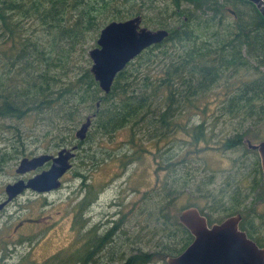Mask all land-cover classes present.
Returning a JSON list of instances; mask_svg holds the SVG:
<instances>
[{"label":"trees","instance_id":"trees-1","mask_svg":"<svg viewBox=\"0 0 264 264\" xmlns=\"http://www.w3.org/2000/svg\"><path fill=\"white\" fill-rule=\"evenodd\" d=\"M159 1L0 0V174L33 150L54 153L55 148L73 144L78 146V155L84 152L89 162L98 163L95 152L83 145L113 138L122 129L132 133L131 141L137 134L157 144L185 133L193 143L208 145V134L214 133L217 121L207 128L201 120L191 134L182 122V117L191 114L202 117L205 107L212 109L210 115L238 119L229 132L233 137L217 142L224 149L240 137L238 132L246 124L264 128V17L256 6L247 0H171L159 7ZM136 15L146 27L164 28L169 35L130 61L104 94L90 70L88 50L106 23ZM214 88L222 90L223 97L199 104ZM199 109L202 112H191ZM88 116L91 124L86 137L78 141L75 131ZM28 117L36 121L33 130L4 122ZM9 132L18 146L7 151L1 145L12 144L5 136ZM35 132L49 136L52 144L43 146ZM131 160H124L123 167ZM165 161L159 168L165 171L164 178L150 191V206L144 209L154 248L144 251L139 246L133 249L136 253L108 258L104 264H152L159 257L180 254L193 239L177 217L188 206H197L210 223L233 213L235 204L224 202L230 191L222 184L217 198L209 200L211 211L195 201L177 208V199L193 182V173L173 158ZM203 184L200 192L211 181ZM91 187L77 203L80 229H87L82 215L92 201L88 198ZM174 206L179 209L176 214L171 212ZM117 225L118 221L112 224ZM86 234L81 247L77 236L72 250L53 254L42 264H96V257L102 264L101 257L109 254L112 241L120 237L101 233L97 225ZM131 244L138 242L133 239Z\"/></svg>","mask_w":264,"mask_h":264},{"label":"rangeland","instance_id":"rangeland-1","mask_svg":"<svg viewBox=\"0 0 264 264\" xmlns=\"http://www.w3.org/2000/svg\"><path fill=\"white\" fill-rule=\"evenodd\" d=\"M164 4H171V0L159 1V7ZM228 19L232 20L231 17ZM241 74H244V71ZM221 91L218 88L212 89L199 100V104H203L205 100L216 102L223 97ZM197 111L202 112L200 109L191 112ZM211 113L212 109L205 107V114L202 117L195 114L182 117V122L188 126L189 134L193 132L192 127L201 120L206 122L207 128L217 121L214 133L208 134L211 138L208 145L193 143L191 137L185 133H177L170 140L158 141L157 144L154 141H145L137 134L131 141L132 133L128 129L118 131L113 138L104 137L99 138L96 143L94 140L85 143L83 149L95 152L94 156L98 163L89 162L87 155H83L84 152L78 155L77 149L72 159V168L61 178V186L58 189L47 193L27 190L0 213V264H42L53 254L72 250V243L77 236L81 247L88 236L86 232L95 225L103 234L114 233L113 236L110 235L112 237L120 234L119 238L112 241L109 254L101 257L102 264L106 259H114L123 253L130 256L136 253L133 249L139 246L144 251L151 248L155 242L150 240L152 227L144 209L150 206L148 197L150 191L159 186L164 178L165 171L159 168L166 164V158H173L178 166L191 169L193 173V182H189L185 186L186 189L181 191V197L177 199V208L195 201L203 209L211 211L209 200L217 198L221 190V170L227 162L223 145L217 142L220 138L231 136L229 132L233 131L238 123L237 118L213 116ZM2 122L0 121V125ZM4 122L19 124L31 130L36 123L30 117L21 121L8 119ZM246 127L249 132L243 135L252 143L264 139V128L250 127L249 124H246ZM34 134L35 137H40L43 146L52 144L49 136L41 137L38 132ZM5 136L12 144L3 143L1 148L6 145L8 148L6 150L9 151L12 146H18L10 132ZM60 148H55V152ZM40 153L52 152L38 149L27 156ZM129 157H132V160L123 167V161ZM18 160L0 174V193L4 185L12 182L15 177L14 168ZM208 179L211 184L207 186L205 192H200L199 189L204 187L203 182ZM90 184L92 194L88 195V198H92V201L82 215L86 217L88 225L87 229L83 228L80 232V223L76 217L77 203L87 195ZM182 187L183 185L180 188ZM256 207L260 211L264 210V193ZM174 208L171 210L172 213L179 212L176 206ZM122 214L125 216L121 217ZM212 216L215 218L217 215L213 213ZM114 221H118L117 226H112ZM133 239L138 245L131 244ZM95 260V263L99 264L98 257ZM152 264L166 262L164 258L159 257Z\"/></svg>","mask_w":264,"mask_h":264},{"label":"water","instance_id":"water-1","mask_svg":"<svg viewBox=\"0 0 264 264\" xmlns=\"http://www.w3.org/2000/svg\"><path fill=\"white\" fill-rule=\"evenodd\" d=\"M264 17V0H247ZM230 12H233L230 10ZM169 35L164 28L150 29L142 25L140 15L125 20H112L99 31L95 46L88 50L90 70L104 94L111 90L115 76L147 47L163 41ZM98 105V103H97ZM91 124L90 116L75 131L78 141L86 137ZM248 147L257 149L264 181V140ZM77 144L61 147L55 153H40L19 159L16 174L23 176L40 169L28 178H18L4 186L6 199L0 201V211L24 190L47 193L61 186V178L72 168ZM49 163L47 168H42ZM178 221L193 236L192 242L178 255L167 256L166 264H264V251L238 228L239 214L209 225L207 217L197 206L183 208Z\"/></svg>","mask_w":264,"mask_h":264},{"label":"flooded vegetation","instance_id":"flooded-vegetation-1","mask_svg":"<svg viewBox=\"0 0 264 264\" xmlns=\"http://www.w3.org/2000/svg\"><path fill=\"white\" fill-rule=\"evenodd\" d=\"M244 130L246 131L247 127H245ZM242 132L243 131L240 130L238 132L240 137L232 142L228 148L224 149V154L226 156L227 162L223 170H221V180L222 185L226 186L228 191H230L229 194L224 196V202L229 203L230 205L235 204L233 213L229 214L225 218L235 214H239V230L243 231L247 238L251 239L258 246V248L264 251V210L260 211L258 207H256L257 203L261 200L264 193L261 159L257 149L248 147L247 142H245L244 140L248 137H246L245 135L242 136ZM233 135L234 134H232L231 136H227L226 138L233 137ZM224 142L225 140H223L222 143ZM48 166L49 163H46L42 168H47ZM15 168V177L13 178L12 182L20 177L26 179L40 170L38 169L29 172L30 174L27 173L23 176H19L18 174H16ZM260 189H263V191H260ZM25 191L27 190H24L23 193ZM20 195H18L17 197H19ZM17 197L12 199L10 202L15 200ZM4 199H6V195L3 187L0 193V201ZM6 206L0 211V213L6 208ZM208 223L209 225L212 224L209 221ZM82 229H80V232H82ZM110 235L113 236L114 233H110Z\"/></svg>","mask_w":264,"mask_h":264}]
</instances>
